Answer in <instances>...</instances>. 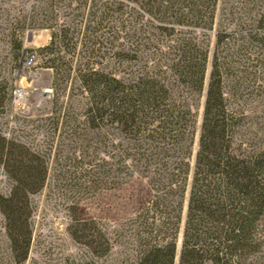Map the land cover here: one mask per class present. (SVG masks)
I'll use <instances>...</instances> for the list:
<instances>
[{"label": "trees", "instance_id": "1", "mask_svg": "<svg viewBox=\"0 0 264 264\" xmlns=\"http://www.w3.org/2000/svg\"><path fill=\"white\" fill-rule=\"evenodd\" d=\"M64 1L77 10L90 3L87 14L76 15L78 45L105 29L112 68L75 52L65 59L62 48L75 37L64 25L49 26L56 29L41 52L54 70L53 86L76 82L72 90L84 98L75 116L62 109L52 118L54 132L68 142L57 152V160L65 159L61 176L86 193L134 178L150 191L133 216L108 230L75 218L72 239L96 259L113 258L110 264H264V145L234 143L244 118L230 108L226 92L235 64L264 56V0L235 1L231 19L218 24L220 0ZM43 3L39 26L57 18L46 19ZM50 156L0 136V162L12 182L9 194L0 195V212L16 264L28 257L29 197L44 187Z\"/></svg>", "mask_w": 264, "mask_h": 264}, {"label": "rangeland", "instance_id": "2", "mask_svg": "<svg viewBox=\"0 0 264 264\" xmlns=\"http://www.w3.org/2000/svg\"><path fill=\"white\" fill-rule=\"evenodd\" d=\"M235 1L220 0L216 24L231 17L229 9L235 13ZM250 2L251 0H241ZM39 2H44L43 13L46 19L56 14V21L39 26L37 22L43 16H37ZM90 3L85 8L77 10V4L66 6L64 0H0V90L5 95L6 101L0 113V136L8 141L19 142L41 155L49 154L50 174L44 187L29 197L31 206V244L26 261L21 264H110L113 258H94L87 248L75 242L70 229L74 219L94 220L102 230H108L117 223L133 216L138 208L146 202L150 191L144 180L134 178L112 190H101L95 193H86L76 181L70 177H62L65 159L57 160V152L68 144L63 137L54 132L55 113L65 109L75 116L81 110L84 98L72 90L76 82L63 83L53 86L51 83V101L44 108L45 112L23 116L15 113L13 105L14 80L12 73L17 67L24 46L27 50H35L43 68L47 58L41 51L51 41V35L56 28L66 26L69 37L74 35L73 42L67 44L60 55L70 59L71 55L80 53L86 59L100 62L101 67L110 70L108 35L101 28L98 33L89 32L82 39L85 47L78 45L77 34L79 23L76 16L79 12L88 13ZM235 17V16H234ZM216 27V25H215ZM76 31V32H74ZM74 32V33H73ZM214 38L211 37L209 48V64L204 81V92L197 113L196 137L193 146V157L197 151V140L202 118V105L210 72V61L213 53ZM69 52V53H68ZM256 58V60H255ZM264 56H252L251 60H244L235 64V82L227 83L226 92L230 108L235 114H242L243 125L235 131V144L244 148H260L264 145ZM123 67H117L122 70ZM52 70V69H51ZM54 73V70H52ZM54 76V74H53ZM53 78V77H52ZM235 84L234 89H231ZM36 83L25 84L28 102L37 103L41 100ZM60 86V89H59ZM1 93V94H2ZM67 154L66 152L64 153ZM59 170L60 176H59ZM58 175V176H57ZM12 187L11 180L7 177L0 162V195L9 194ZM185 214L182 215L180 229L182 232ZM180 238L177 242V258L180 249ZM177 262V259H176ZM0 264H16L11 251L10 242L5 230V219L0 212Z\"/></svg>", "mask_w": 264, "mask_h": 264}, {"label": "built area", "instance_id": "3", "mask_svg": "<svg viewBox=\"0 0 264 264\" xmlns=\"http://www.w3.org/2000/svg\"><path fill=\"white\" fill-rule=\"evenodd\" d=\"M41 65L37 52L27 50V47L24 46L17 67L12 73L14 80L12 97L15 113L23 116H29L35 111L43 113L45 106L47 107L48 102L51 101L53 72ZM27 82H30L31 85L35 82V87H43L42 90H38L39 93L41 92V100L37 103L28 102L26 99L27 91L24 85Z\"/></svg>", "mask_w": 264, "mask_h": 264}, {"label": "water", "instance_id": "4", "mask_svg": "<svg viewBox=\"0 0 264 264\" xmlns=\"http://www.w3.org/2000/svg\"><path fill=\"white\" fill-rule=\"evenodd\" d=\"M179 243L181 244V238H180V242Z\"/></svg>", "mask_w": 264, "mask_h": 264}]
</instances>
